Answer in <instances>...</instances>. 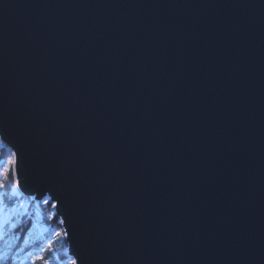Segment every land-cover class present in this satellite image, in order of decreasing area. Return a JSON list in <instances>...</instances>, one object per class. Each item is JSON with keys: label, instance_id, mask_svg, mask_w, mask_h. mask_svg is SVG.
I'll use <instances>...</instances> for the list:
<instances>
[{"label": "water", "instance_id": "1", "mask_svg": "<svg viewBox=\"0 0 264 264\" xmlns=\"http://www.w3.org/2000/svg\"><path fill=\"white\" fill-rule=\"evenodd\" d=\"M0 139L77 264H264V0H0Z\"/></svg>", "mask_w": 264, "mask_h": 264}, {"label": "rangeland", "instance_id": "2", "mask_svg": "<svg viewBox=\"0 0 264 264\" xmlns=\"http://www.w3.org/2000/svg\"><path fill=\"white\" fill-rule=\"evenodd\" d=\"M5 146L7 145L1 142L0 139V171H2L4 168H7L8 181H10L11 168H13L15 165V162L13 163L12 161H15V157H13L12 154L7 153V149ZM14 178V183H9L7 188L4 189L5 210L3 213V237L2 239H0V251H2L5 256L8 255V253L14 247L13 245L18 240V237L16 235L14 236L16 228L24 222L27 216H31V203L27 200V198H23L22 200H19L18 198L19 194L21 193V189L17 187L15 192L13 191V186L18 182L17 174L14 175ZM21 194L23 195V193ZM32 198L35 199V197ZM43 201L44 199L40 201L42 203V206H44L42 207V215H44L43 213L48 212L49 216L53 218L54 212H52L51 208L48 207L49 201H51L50 198L48 199V204L43 203ZM52 204L54 203L52 202ZM34 217L36 219V221L32 219L34 228L31 229L28 234H26V240L22 245V248H20V250L18 251V254H20L23 249H25L26 244L30 242L33 243L40 238L44 239L47 234H50L48 236V241L46 240L47 242L42 246V252L29 253L31 255H25V260L29 261L30 264H32L33 261L34 264H45V261H47V264H50L52 258L55 257L54 255L57 254V250L60 249L59 243L61 239L60 235L57 236L56 233L59 232L62 238V230H55L52 233H49L50 226L44 224L40 225L38 223L37 217ZM65 237L67 238L66 233ZM50 248L55 251H53L52 254H49L50 258H47L45 255L47 253L45 252H47V250H50Z\"/></svg>", "mask_w": 264, "mask_h": 264}, {"label": "trees", "instance_id": "3", "mask_svg": "<svg viewBox=\"0 0 264 264\" xmlns=\"http://www.w3.org/2000/svg\"><path fill=\"white\" fill-rule=\"evenodd\" d=\"M6 147V151L8 154H12L11 149L7 146ZM11 179L10 181L12 182V184L14 183V175L17 174L16 172V165H14L13 168H11ZM10 177V176H9ZM19 200H22L23 198H27V200L31 203V216H27L26 219L24 220V222L19 225L16 228V232L14 233V236L16 235L18 237L17 242L13 245L14 247L11 249V251L8 253V255L6 256V260L4 262V264H30L29 261L25 260V255H28L29 253H35V252H42V246L43 244H45L48 241V236L50 234H47L45 236L44 239L40 238L37 239L36 241H34L33 243L30 242L28 244H26L25 249H23V251L18 254V251L20 250V248H22V245L24 244L25 240H26V234L29 233V231L31 229H33V221L32 219H35L34 216L37 217L38 223L40 225L44 224L47 226H50V231L49 233H52L55 230H62V238H61V234H60V249L57 250V254H55L50 262V264H71V262L73 261V259L69 256V252H68V241L67 238L65 237V233H64V228H63V223L61 222V218L58 215V213H56V210L54 209L55 206H53L54 204H52L51 201H49V205L48 207L51 208L52 212H54L53 218H51L48 214V212L43 213L44 215H42V203L39 200H36L34 198H29V197H25V195H22L21 193L18 196ZM42 201V200H41ZM48 204V203H47ZM47 240V241H46ZM38 249H40L38 251ZM55 250H52L50 248V250H47V254L46 257L50 258V253L52 254V252Z\"/></svg>", "mask_w": 264, "mask_h": 264}, {"label": "snow or ice", "instance_id": "4", "mask_svg": "<svg viewBox=\"0 0 264 264\" xmlns=\"http://www.w3.org/2000/svg\"><path fill=\"white\" fill-rule=\"evenodd\" d=\"M12 156L13 157H16V153L13 152L12 153ZM13 163L15 161H12ZM7 173H8V169L7 168H4L2 171H0V239H2L3 237V213H4V210H5V201H4V189L7 188L8 184L9 183H12L11 181H8V176H7ZM19 187V184L18 182L13 186V191L15 192L16 188ZM48 197H45L43 203H47L48 202ZM55 206V205H53ZM63 223V221H61ZM57 236L60 235L59 232L56 233ZM51 243V242H49ZM40 249H38L39 251ZM31 255V254H29ZM6 260V256L4 255V253L2 251H0V264H4ZM32 264H34V261L32 262ZM45 264H47V261H45ZM71 264H77V262L75 260H73L71 262Z\"/></svg>", "mask_w": 264, "mask_h": 264}]
</instances>
